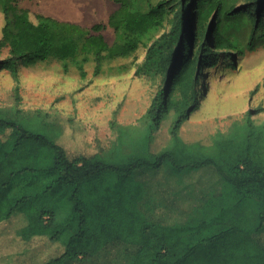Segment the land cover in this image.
I'll return each mask as SVG.
<instances>
[{
	"label": "trees",
	"instance_id": "16d2710c",
	"mask_svg": "<svg viewBox=\"0 0 264 264\" xmlns=\"http://www.w3.org/2000/svg\"><path fill=\"white\" fill-rule=\"evenodd\" d=\"M12 2L0 0V72L18 83L20 67L54 60L63 75L73 69L84 81L90 62L97 77L105 63L143 49L135 76L158 78L161 86L142 119L152 132L168 115L173 121L160 152L110 164L85 146L61 143L62 121L19 109L16 86L15 105L0 108V264L87 261L109 243L135 245L133 253L122 250L129 264H264L258 238L264 234V124L253 120L264 109L246 111L209 147L186 144L179 135L206 93L208 71L234 70L240 57L264 46V0H158L145 11L134 0H112L117 9L106 25L89 29ZM105 27L113 32L111 44L101 34ZM165 164L175 172L212 168L220 195L185 223L150 221L138 210L143 188L133 176Z\"/></svg>",
	"mask_w": 264,
	"mask_h": 264
},
{
	"label": "rangeland",
	"instance_id": "374dc122",
	"mask_svg": "<svg viewBox=\"0 0 264 264\" xmlns=\"http://www.w3.org/2000/svg\"><path fill=\"white\" fill-rule=\"evenodd\" d=\"M13 5L37 15L74 23L89 29L96 24L106 25L115 10L112 0H12ZM135 7L145 11L158 0H134ZM2 16L0 14V25ZM105 41L114 39L110 28L101 32ZM139 49L128 59L105 63L101 75H92L93 64L86 67L87 79L81 81L72 69L61 73L54 60L19 68L18 83L6 72H0V108L14 106V88L21 98L17 105L24 111L41 110L50 121L66 125L63 139L68 148L82 145L99 153L110 164L156 154L169 145V128L173 114L168 115L160 128L152 132L142 119L152 98L161 86L160 79L136 77L135 70L144 60ZM7 56L3 50L1 58ZM264 46L246 53L237 60L234 70L219 66L208 71L205 95L198 96V109L180 129L186 144L209 147L216 133L227 134L235 122L242 120L249 109H264ZM258 91L251 95L256 87ZM203 89V88H202ZM256 125L264 124V111L254 115ZM134 183L143 188L138 210L152 222L167 225L185 223L202 203L221 193L222 183L212 168L175 172L167 164L157 171L140 170ZM119 219V218H118ZM264 243V234L258 237ZM132 245V244H129ZM109 243L106 251L90 260L72 257L62 264H129V252L136 247Z\"/></svg>",
	"mask_w": 264,
	"mask_h": 264
},
{
	"label": "crops",
	"instance_id": "0c3cea01",
	"mask_svg": "<svg viewBox=\"0 0 264 264\" xmlns=\"http://www.w3.org/2000/svg\"><path fill=\"white\" fill-rule=\"evenodd\" d=\"M116 9H117V7L115 8V10H116ZM115 10H114V11H115ZM114 11H113V12H114Z\"/></svg>",
	"mask_w": 264,
	"mask_h": 264
}]
</instances>
